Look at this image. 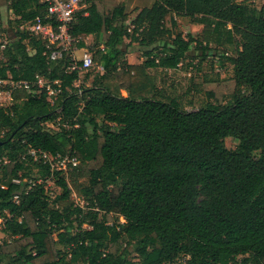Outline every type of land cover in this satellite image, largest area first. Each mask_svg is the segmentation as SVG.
<instances>
[{"label":"trees","instance_id":"obj_1","mask_svg":"<svg viewBox=\"0 0 264 264\" xmlns=\"http://www.w3.org/2000/svg\"><path fill=\"white\" fill-rule=\"evenodd\" d=\"M83 5L69 31L80 48L95 38L104 73L87 74L90 87L77 86L69 57L51 61L47 38L29 30L47 4L4 0L15 40L0 42V80L30 89L0 106V264H264V5L157 0L131 22L116 0ZM177 18L201 33L186 38ZM127 40L140 47L141 65L128 64ZM211 57L233 65V75L211 81L222 94L207 92L195 111L147 72ZM38 77L59 90L53 103ZM30 150L78 165L52 171ZM69 175L86 180L85 206L72 200ZM48 181L61 190L53 201Z\"/></svg>","mask_w":264,"mask_h":264},{"label":"rangeland","instance_id":"obj_2","mask_svg":"<svg viewBox=\"0 0 264 264\" xmlns=\"http://www.w3.org/2000/svg\"><path fill=\"white\" fill-rule=\"evenodd\" d=\"M1 1L3 3L0 5V42L6 44L12 40H15V35L13 32H10L9 21L8 23L6 22V20H8V16H5L4 20V0ZM238 1L242 4L256 9H261L264 5V0ZM177 19L179 23V31L186 38H188V35L197 37L203 29V26L193 24L189 18ZM194 47L195 45L192 46L193 49ZM226 51L228 52L229 56H235V51L232 48H229ZM91 52L92 54L94 53V51ZM0 59L4 60V57L0 55ZM188 62L189 61H184L183 64L181 63L179 69L177 70L165 71L162 69H152L151 71L149 70L147 72L148 74H150V77L154 78V84L156 88L161 89L165 94L178 99L187 111H195L200 107V105L208 101L209 98L207 92L213 91L218 93L219 95L222 94L220 93L221 85L217 83H211V81L231 78V76L233 75V65H231L227 61H224L225 67H221L218 58L215 57H211L204 62H200L199 59H196L193 62V67L188 66ZM94 71L95 70H90L88 72H83L82 74H80L79 80L76 82V85L90 87L92 79H88L86 76L87 74L93 76ZM127 95L128 94L126 93V95L124 96ZM11 105L12 101L10 100L8 93H4V90H2V93L0 94V106L9 107ZM50 126L55 129L54 125ZM225 144L228 149L234 150L236 149L238 142L233 138H228L225 140ZM37 172L38 169H35L34 173ZM70 176L71 175H69L68 179L70 188L72 190L71 198L75 203L80 204L81 206H85L86 202H84V198L81 195V188L87 184L86 180L79 179L75 181L74 178L70 179ZM46 191L48 192L52 201L56 196L61 194L60 188H58V186H56L52 181H48L46 183ZM121 222H123L122 219ZM3 230L4 221L2 218H0V244L7 239V237L3 233ZM131 258L135 262H137L136 255H132Z\"/></svg>","mask_w":264,"mask_h":264},{"label":"built area","instance_id":"obj_3","mask_svg":"<svg viewBox=\"0 0 264 264\" xmlns=\"http://www.w3.org/2000/svg\"><path fill=\"white\" fill-rule=\"evenodd\" d=\"M47 4V14L44 18H36L34 24L29 27L37 36L47 38V49L49 51V58L51 61H58L68 56L70 59V66L68 71H79V74L95 70L98 73H104V68L94 62V57L90 49H85L81 58L75 56V51L78 48L80 39L70 34L71 24L73 22L74 14L84 7V0H43ZM44 20L49 22L44 23ZM54 24H57L55 27ZM103 50V47L101 48ZM58 83V82H55ZM39 88H46L50 101L53 103L57 98L59 90H55L51 84L43 78H37ZM30 84L27 82H15L11 79L0 80V94L2 90L8 93L12 101V93L19 88H26L29 91ZM34 162H41L51 167L52 171H63L68 173L78 165L76 158L62 155H51L46 152L30 150ZM170 264H185V262H172Z\"/></svg>","mask_w":264,"mask_h":264},{"label":"crops","instance_id":"obj_4","mask_svg":"<svg viewBox=\"0 0 264 264\" xmlns=\"http://www.w3.org/2000/svg\"><path fill=\"white\" fill-rule=\"evenodd\" d=\"M62 1H66V0H62ZM116 1L124 4L126 12L131 14L129 20V22H131L136 17L139 11H141L144 8L153 7V5L156 3L157 0H116ZM5 16H8V20H6L7 23L8 21L15 19L13 12L9 10L7 6H4V20H5ZM94 42H95V38L93 36H89L84 41L85 47L84 48L78 47L76 49L74 53L75 56L78 59H80L85 49L87 48L90 50L92 49ZM126 42L129 44L125 49L127 52L126 60L128 64L131 66L141 65L144 62V58L142 57V51L140 47L136 43L130 45L128 40ZM149 70L151 71L152 69H148V71ZM126 93H127L126 91H122V94L126 95Z\"/></svg>","mask_w":264,"mask_h":264}]
</instances>
